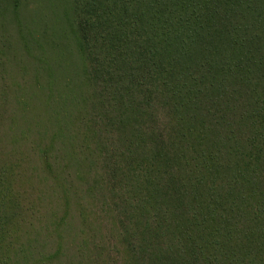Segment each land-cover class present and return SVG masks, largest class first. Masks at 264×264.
Returning a JSON list of instances; mask_svg holds the SVG:
<instances>
[{"label":"trees","instance_id":"obj_1","mask_svg":"<svg viewBox=\"0 0 264 264\" xmlns=\"http://www.w3.org/2000/svg\"><path fill=\"white\" fill-rule=\"evenodd\" d=\"M22 1L0 264H264V0H40L16 44Z\"/></svg>","mask_w":264,"mask_h":264},{"label":"rangeland","instance_id":"obj_2","mask_svg":"<svg viewBox=\"0 0 264 264\" xmlns=\"http://www.w3.org/2000/svg\"><path fill=\"white\" fill-rule=\"evenodd\" d=\"M35 8L39 9L35 11V13H32V10H34ZM50 11L51 9L49 7H43V4L40 0H23L21 2L20 12H18L19 14L14 15V21L13 17L10 14L6 17V19L10 22L7 27L10 33L9 35L11 36V41L16 44L21 43L19 39L20 26L23 28L24 32H27L29 30L35 33L42 31L43 28L39 27L42 22L49 23V25L61 26L63 22V10L61 8L59 10H56L57 15L50 13ZM62 58V54L56 52L55 60L57 62H61ZM18 114H21V111H18Z\"/></svg>","mask_w":264,"mask_h":264}]
</instances>
